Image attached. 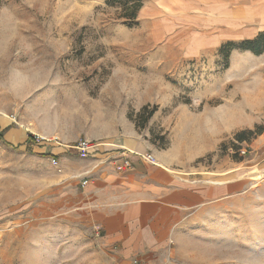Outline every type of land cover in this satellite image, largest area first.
Returning <instances> with one entry per match:
<instances>
[{"label": "rangeland", "instance_id": "374dc122", "mask_svg": "<svg viewBox=\"0 0 264 264\" xmlns=\"http://www.w3.org/2000/svg\"><path fill=\"white\" fill-rule=\"evenodd\" d=\"M236 3L0 0V264L114 263L61 208L60 162L68 145L122 136L245 183L151 264H264V51L241 48Z\"/></svg>", "mask_w": 264, "mask_h": 264}, {"label": "crops", "instance_id": "0c3cea01", "mask_svg": "<svg viewBox=\"0 0 264 264\" xmlns=\"http://www.w3.org/2000/svg\"><path fill=\"white\" fill-rule=\"evenodd\" d=\"M235 11L249 27L246 39L264 31V0H237ZM59 201L99 239L114 263L151 264L179 242L193 223L226 208L245 191L234 173L215 182L207 173L183 172L165 164L159 151L138 137L122 136L80 154L74 145L62 152ZM153 154L156 163L145 156ZM222 176V175H220ZM88 179L85 187L81 182Z\"/></svg>", "mask_w": 264, "mask_h": 264}, {"label": "trees", "instance_id": "16d2710c", "mask_svg": "<svg viewBox=\"0 0 264 264\" xmlns=\"http://www.w3.org/2000/svg\"><path fill=\"white\" fill-rule=\"evenodd\" d=\"M124 10L125 13H128L127 16L130 19H133L136 17V12L140 8L141 4L140 2L133 3L129 6H127V3H124ZM129 25H133L130 23ZM241 48L246 49V50H253L257 54H261L264 51V31L260 32L255 38L253 39H246L242 42ZM261 132V131H260ZM5 133H6V128L1 129L0 127V140L5 139ZM246 132H240L237 135V138L241 141H246ZM30 142H36V137L33 134H29L28 136ZM50 155V154H47Z\"/></svg>", "mask_w": 264, "mask_h": 264}, {"label": "built area", "instance_id": "2783aa9c", "mask_svg": "<svg viewBox=\"0 0 264 264\" xmlns=\"http://www.w3.org/2000/svg\"><path fill=\"white\" fill-rule=\"evenodd\" d=\"M96 146H98V144L92 143L90 140L88 139H84L81 140L78 145L76 146V148L79 150L80 154L82 155H86L88 153H90V151H92ZM243 153L245 152V149L241 150ZM145 158L151 162V163H156V158L153 154H147L145 156ZM88 183V179H84L81 182L82 187H85ZM113 264H118V263H113ZM132 264H143L142 261L139 258H135L132 261Z\"/></svg>", "mask_w": 264, "mask_h": 264}, {"label": "bare ground", "instance_id": "6f19581e", "mask_svg": "<svg viewBox=\"0 0 264 264\" xmlns=\"http://www.w3.org/2000/svg\"><path fill=\"white\" fill-rule=\"evenodd\" d=\"M239 120H237V122H238ZM242 121V120H241Z\"/></svg>", "mask_w": 264, "mask_h": 264}]
</instances>
